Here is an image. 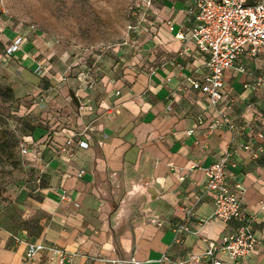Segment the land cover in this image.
<instances>
[{
    "label": "crops",
    "instance_id": "1",
    "mask_svg": "<svg viewBox=\"0 0 264 264\" xmlns=\"http://www.w3.org/2000/svg\"><path fill=\"white\" fill-rule=\"evenodd\" d=\"M191 2L153 0L145 29L134 36L137 51L115 46L104 53L98 60L102 70L89 92L79 85L80 66L75 72L58 71L27 32L5 26L2 42L15 32L27 40L22 51L9 62L0 60V65L10 63L21 75H35L33 83L26 84L41 95L63 92L66 97L56 99L67 106V114L63 123L35 126L24 136L29 152L23 156L33 168V191L20 197L19 211L0 215V264H22L27 242L65 248L67 264H121L110 259L132 257L140 264H161L158 259L165 251L174 258L202 254L206 238L217 240L237 228L234 220L213 217L212 195L195 208L206 220L202 227L193 220L192 228L199 233L189 232L175 244L171 227L203 188L206 168L230 148L234 153L227 163L229 181L243 185V203L255 215L251 227L260 241L248 264H264V85L256 84L264 78V51L256 58L242 57L245 72L226 70L222 99L218 106L211 104L187 82L188 76L206 72L205 56L192 41L179 53L184 41L176 36L177 22ZM79 62L93 63L92 52ZM38 63L48 64L47 74L34 72ZM63 72L68 73L66 82L59 80ZM71 89L80 99L79 107ZM219 109L237 122L235 130L224 125L207 130L211 120L221 119ZM84 125L89 130L79 135ZM73 134L68 151H58ZM79 137L88 141L87 148L77 146ZM246 143L251 150L244 149ZM82 168L85 173L79 176ZM40 171L38 186L34 179ZM64 193L68 200L62 199ZM50 257L51 252L43 250L28 264H56L57 256Z\"/></svg>",
    "mask_w": 264,
    "mask_h": 264
},
{
    "label": "built area",
    "instance_id": "2",
    "mask_svg": "<svg viewBox=\"0 0 264 264\" xmlns=\"http://www.w3.org/2000/svg\"><path fill=\"white\" fill-rule=\"evenodd\" d=\"M153 0H130L129 16L126 26V34L117 43L100 44L92 53L94 62L87 64L79 62L81 67L77 73L79 85L86 91H91L97 81V75L102 70L98 60L110 49L118 46H127L128 51L136 52V38L145 29V25L152 15ZM189 22V25L187 24ZM175 23H170V30L175 29ZM178 29L176 36L184 41V47L179 53L188 49V41H192L201 54L205 56L206 72L198 77H187V82L191 88L199 90L207 95L211 104L218 106L223 96L225 86L224 74L226 70H231L233 74L243 73L246 66L241 59L244 56L256 58L264 51V0H192L187 8V12L182 21L177 22ZM6 27L0 21V60L9 62L16 54L23 50V45L27 40L26 35L15 32L13 38L7 42H2ZM49 67L47 63H38L34 72L40 76L47 74ZM60 81L68 80V73L63 72L59 76ZM257 85H264V78H258ZM184 88L183 85L179 86ZM221 119L211 120L207 130L209 132L227 126L235 130L237 122L224 110L219 109ZM203 118L198 117L201 122ZM89 130V125H84L79 135ZM194 131L188 130V134ZM75 135L68 137L59 147L58 151L67 152L74 144ZM21 144V153L26 155L29 152L25 138ZM78 147L87 148V140L79 137L76 140ZM245 150H251L249 143L244 144ZM234 150L228 149L220 160L213 162L206 168V182L200 192L195 195L194 201L185 205L184 217L171 227L173 236L172 243L183 242L184 236L189 232L199 233V230L192 228L195 220L202 227L206 220L199 218L195 213V208L199 202L208 195L213 196V217L223 222L236 221L237 228L232 233L222 235L219 239L206 238V247L202 254L187 252L182 258H174L167 251L163 252L158 259L161 264H191V262L203 264H248L251 253L256 250L259 238L254 234L251 223L255 220V215L248 213L243 203L244 187L241 183H230L227 173V163L233 155ZM254 154V153H253ZM85 173L82 168L78 175ZM183 179V176H181ZM40 186L42 182V172L40 171L34 179ZM149 184V182H146ZM70 197L67 193L62 195L63 200ZM261 208L264 209V200L261 201ZM47 250L51 252V259L56 255V264H67L68 256L65 248L57 244H45L43 242H27L25 257L22 264H28L36 253ZM221 254L227 256V260L220 257ZM204 258V259H203ZM114 263L140 264L135 258L110 259Z\"/></svg>",
    "mask_w": 264,
    "mask_h": 264
},
{
    "label": "rangeland",
    "instance_id": "3",
    "mask_svg": "<svg viewBox=\"0 0 264 264\" xmlns=\"http://www.w3.org/2000/svg\"><path fill=\"white\" fill-rule=\"evenodd\" d=\"M129 5L130 0H0V21L34 38L58 71L73 72L98 45L123 39ZM35 77L21 75L10 63L0 65V215L19 211L20 197L33 191V168L21 153L24 136L34 126L63 123L67 114L56 99L65 98L63 92L41 95L27 86Z\"/></svg>",
    "mask_w": 264,
    "mask_h": 264
},
{
    "label": "water",
    "instance_id": "4",
    "mask_svg": "<svg viewBox=\"0 0 264 264\" xmlns=\"http://www.w3.org/2000/svg\"><path fill=\"white\" fill-rule=\"evenodd\" d=\"M70 95L73 99V101L75 102V104L79 107L80 106V99L78 97V95L74 92V90H70Z\"/></svg>",
    "mask_w": 264,
    "mask_h": 264
},
{
    "label": "trees",
    "instance_id": "5",
    "mask_svg": "<svg viewBox=\"0 0 264 264\" xmlns=\"http://www.w3.org/2000/svg\"><path fill=\"white\" fill-rule=\"evenodd\" d=\"M34 129H35V126L31 128V131H34Z\"/></svg>",
    "mask_w": 264,
    "mask_h": 264
}]
</instances>
